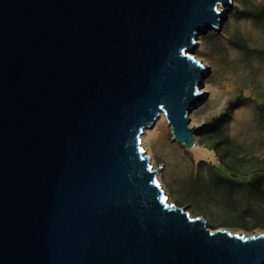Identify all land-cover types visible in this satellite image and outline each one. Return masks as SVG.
Returning <instances> with one entry per match:
<instances>
[{"label": "water", "instance_id": "obj_1", "mask_svg": "<svg viewBox=\"0 0 264 264\" xmlns=\"http://www.w3.org/2000/svg\"><path fill=\"white\" fill-rule=\"evenodd\" d=\"M231 5L0 0V264H264V233L168 201L141 140L165 115L196 145L197 39Z\"/></svg>", "mask_w": 264, "mask_h": 264}, {"label": "rangeland", "instance_id": "obj_2", "mask_svg": "<svg viewBox=\"0 0 264 264\" xmlns=\"http://www.w3.org/2000/svg\"><path fill=\"white\" fill-rule=\"evenodd\" d=\"M197 43L194 56L208 64L212 89L191 126L213 158L197 161L167 119L142 147L161 167L169 202L204 217L212 231L264 233V0H232L222 27L201 32Z\"/></svg>", "mask_w": 264, "mask_h": 264}, {"label": "bare ground", "instance_id": "obj_3", "mask_svg": "<svg viewBox=\"0 0 264 264\" xmlns=\"http://www.w3.org/2000/svg\"><path fill=\"white\" fill-rule=\"evenodd\" d=\"M198 43L202 44L203 42L200 40ZM196 58H199V57L196 56ZM204 65L206 66V68L209 67L207 63H205ZM211 89H212V86L208 85V84L205 85V82H204V87H203L202 91L205 93ZM165 119H166L165 115H162L158 124L163 123ZM151 137H152V133H151L150 129H148L144 132L141 139L144 143L145 142L148 143V141L150 140ZM190 152L197 161L208 159V158H213L212 151L201 146L198 142L196 143V145L194 147L190 148Z\"/></svg>", "mask_w": 264, "mask_h": 264}, {"label": "snow or ice", "instance_id": "obj_4", "mask_svg": "<svg viewBox=\"0 0 264 264\" xmlns=\"http://www.w3.org/2000/svg\"><path fill=\"white\" fill-rule=\"evenodd\" d=\"M140 151H141V152H143L144 150H143V149H140ZM157 186H159V185H158V182H157ZM163 199H165V200H166V199H167V197H164Z\"/></svg>", "mask_w": 264, "mask_h": 264}, {"label": "trees", "instance_id": "obj_5", "mask_svg": "<svg viewBox=\"0 0 264 264\" xmlns=\"http://www.w3.org/2000/svg\"><path fill=\"white\" fill-rule=\"evenodd\" d=\"M251 16H255V14H251ZM257 16H258V14H257Z\"/></svg>", "mask_w": 264, "mask_h": 264}]
</instances>
